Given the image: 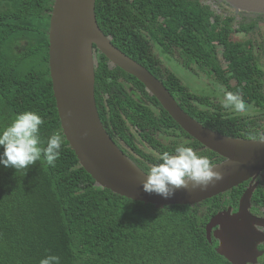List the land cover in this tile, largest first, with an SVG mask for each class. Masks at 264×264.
I'll return each instance as SVG.
<instances>
[{"label": "trees", "instance_id": "1", "mask_svg": "<svg viewBox=\"0 0 264 264\" xmlns=\"http://www.w3.org/2000/svg\"><path fill=\"white\" fill-rule=\"evenodd\" d=\"M52 3L0 0V129L34 111L44 121L45 144L52 134L62 138L55 167L43 159L20 172L0 165V264H40L46 255L60 257V264H232L204 232L221 195L155 207L99 187L80 166L61 131L49 77ZM94 14L110 42L155 75L200 124L231 138L264 137V53L256 51L264 42L253 37L257 21H245L248 13L235 19L202 0H95ZM236 32L251 36L239 39ZM153 47L161 54L175 51L182 66L239 95L254 113L225 109L212 89L193 92L163 66ZM94 56L99 120L141 170L147 173L159 153L180 144L211 165L222 160L181 129L138 79L99 51ZM236 190L225 193L237 197ZM250 264H264V256Z\"/></svg>", "mask_w": 264, "mask_h": 264}, {"label": "water", "instance_id": "2", "mask_svg": "<svg viewBox=\"0 0 264 264\" xmlns=\"http://www.w3.org/2000/svg\"><path fill=\"white\" fill-rule=\"evenodd\" d=\"M95 0H53L48 22V68L61 131L80 166L101 188L155 207L193 205L223 193L264 169V137L231 138L219 134L183 111L162 82L145 67L124 54L99 29ZM238 12L264 16V0H219ZM103 54L110 64L138 79L162 108L190 137L222 160L213 164L223 180L205 191L177 190L168 199L143 190L146 172L131 161L110 139L97 113L94 100V51ZM263 181H264V176ZM251 185L239 199L234 216L212 217L206 232L218 221L223 238L216 251L232 264H245L251 229L245 224ZM223 220V222H222ZM260 254V253H258ZM258 256V255H257ZM250 261L256 262V257Z\"/></svg>", "mask_w": 264, "mask_h": 264}, {"label": "clouds", "instance_id": "3", "mask_svg": "<svg viewBox=\"0 0 264 264\" xmlns=\"http://www.w3.org/2000/svg\"><path fill=\"white\" fill-rule=\"evenodd\" d=\"M221 104L225 109L241 113L246 108L244 100L232 92L224 93ZM43 123L39 114L25 111L0 129V148L3 149L0 151V165L20 172L43 159L49 166L55 167L61 155L62 138L59 134H52L45 144L40 137ZM145 174L143 190L164 199L170 198L179 189L205 191L224 178L222 173L214 170L208 158L183 144L176 146L173 152L159 153L156 163ZM40 264H60V257L46 255Z\"/></svg>", "mask_w": 264, "mask_h": 264}, {"label": "flooded vegetation", "instance_id": "4", "mask_svg": "<svg viewBox=\"0 0 264 264\" xmlns=\"http://www.w3.org/2000/svg\"><path fill=\"white\" fill-rule=\"evenodd\" d=\"M216 1L220 2L219 0H216ZM224 5L228 8H231L226 4ZM221 11L224 12L222 9ZM248 14H245V15L250 16ZM251 16L257 17L254 15H251ZM257 21H263L262 25H264V19L257 18ZM256 28L257 27H255L254 29ZM254 38L259 42V44L264 42L263 41L264 35L254 37ZM256 51L264 53V45H262L260 48H257ZM263 64H264V61H261V66ZM262 176H264V169L261 170L256 176H254L253 179H251V181L249 179L235 186L237 187V190H236L238 193L237 197L230 196L229 193H225L226 191L223 193H219L218 195H221L219 197H217L216 195L213 196V197L219 198V201L221 204L217 206L219 208L217 211H215L213 214H209L204 224L205 236L209 241L215 244L214 249L216 251L217 247L219 246L220 248L221 245L219 241L220 238L217 239L215 234L217 233V237L222 236L223 238V233H222V228H221L222 224H219L218 221H216L215 225L211 226L209 233H207L206 232L207 223L210 221L212 217H216V218L219 217L223 219V216L221 215H226V216L228 215L230 217L234 216L235 213L238 211V203H239L240 197L242 196L244 191L249 187V185H251V196L249 198V206L247 208L248 214L245 215V219H246L245 224L252 230L249 236L250 237L249 242L251 245L250 250L252 249L254 251L249 252V254L245 256L244 258V261H246L245 264H250L251 263L250 261H252L257 255L258 256L256 257V261L259 258H262L264 256V181H263ZM255 195L257 196V198H255Z\"/></svg>", "mask_w": 264, "mask_h": 264}, {"label": "rangeland", "instance_id": "5", "mask_svg": "<svg viewBox=\"0 0 264 264\" xmlns=\"http://www.w3.org/2000/svg\"><path fill=\"white\" fill-rule=\"evenodd\" d=\"M212 3V10L215 13H219L222 12L221 9L228 15L233 16L235 19H239L240 18V14H238V11H236L233 8H228L226 7L223 3L221 2H214L212 0H209ZM208 0H202L203 3H209ZM217 7V8H214ZM245 21H250V20H256L257 19L253 16H244ZM263 21H257L256 27L258 29H253L252 33L253 37H258L261 35H264V25H262ZM237 25V22H235V26ZM262 25V26H261ZM234 27V26H233ZM235 37L239 38V39H243V38H248L251 36V32H236ZM24 43V41H23ZM154 52L158 55V57L161 60V63L163 64L164 67H166L167 69L171 70L181 81L183 84H185L186 86H188L193 92H209L210 89L213 90V92L216 93V98L218 101H220L223 99L224 97V93H225V88L219 87L214 81H209L207 79V77L205 76V74H202L200 72H197L196 70L193 69H188L185 68L184 66L181 65L180 61L178 60V58L176 57V53L175 51H171L169 53H163L162 50L157 49L155 47H153ZM262 68L264 69V64L262 65ZM211 84H210V83ZM210 84L206 85V84ZM254 107L252 106H248L246 105L245 111L244 112H236L234 110L229 109L231 112H235L236 114L240 115V116H248V115H252L254 113Z\"/></svg>", "mask_w": 264, "mask_h": 264}, {"label": "built area", "instance_id": "6", "mask_svg": "<svg viewBox=\"0 0 264 264\" xmlns=\"http://www.w3.org/2000/svg\"><path fill=\"white\" fill-rule=\"evenodd\" d=\"M209 1V0H208ZM212 1H214V2H217L216 0H212ZM207 5H209V7H210V9L212 10V3L209 1V3H206ZM214 8H217V7H214Z\"/></svg>", "mask_w": 264, "mask_h": 264}]
</instances>
